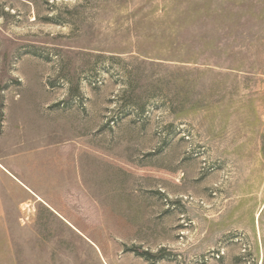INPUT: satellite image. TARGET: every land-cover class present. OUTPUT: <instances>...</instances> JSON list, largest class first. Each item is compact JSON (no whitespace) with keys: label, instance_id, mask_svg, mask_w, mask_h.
I'll return each mask as SVG.
<instances>
[{"label":"rangeland","instance_id":"1","mask_svg":"<svg viewBox=\"0 0 264 264\" xmlns=\"http://www.w3.org/2000/svg\"><path fill=\"white\" fill-rule=\"evenodd\" d=\"M0 164V264H264V0H0Z\"/></svg>","mask_w":264,"mask_h":264},{"label":"crops","instance_id":"2","mask_svg":"<svg viewBox=\"0 0 264 264\" xmlns=\"http://www.w3.org/2000/svg\"><path fill=\"white\" fill-rule=\"evenodd\" d=\"M0 172L3 173L1 179L2 183H7L9 180L14 182L19 188V193L16 192L17 198H14V192L8 187L0 186V230L3 235L6 225L13 222L11 217L13 216V209L19 210V205H28L27 203L40 204L44 203L41 195L36 194L30 188L25 186L21 181H19L14 174L9 172L4 166L0 164ZM18 217V215H17ZM12 264V263H11Z\"/></svg>","mask_w":264,"mask_h":264}]
</instances>
